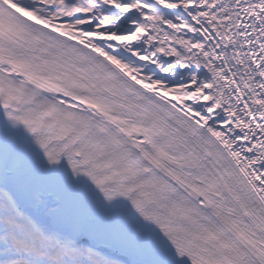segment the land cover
I'll list each match as a JSON object with an SVG mask.
<instances>
[{
	"label": "snow or ice",
	"instance_id": "obj_1",
	"mask_svg": "<svg viewBox=\"0 0 264 264\" xmlns=\"http://www.w3.org/2000/svg\"><path fill=\"white\" fill-rule=\"evenodd\" d=\"M0 264H264V0H0Z\"/></svg>",
	"mask_w": 264,
	"mask_h": 264
}]
</instances>
